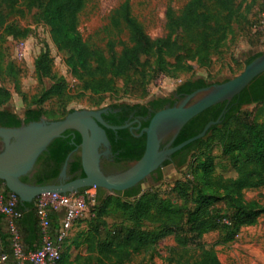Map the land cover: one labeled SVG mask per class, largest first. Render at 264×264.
Returning <instances> with one entry per match:
<instances>
[{
    "label": "trees",
    "instance_id": "obj_1",
    "mask_svg": "<svg viewBox=\"0 0 264 264\" xmlns=\"http://www.w3.org/2000/svg\"><path fill=\"white\" fill-rule=\"evenodd\" d=\"M86 1L0 0V29L4 27L0 39L4 38L5 32L16 33L15 37H27V33L8 24L7 19L13 14L24 15L25 9L36 10L38 17L50 21L59 37L60 50L67 56V65L83 83V90L101 97L114 90V79L129 78L138 73L144 60L154 54L155 47L159 52L160 69H163L165 55L175 56L188 42L197 46L200 60L207 61L213 44L225 35L236 15L235 0H190L179 13L172 9L168 11L167 37L152 39L142 23L132 15L129 4L125 3L111 17V23L116 29L128 32V43L120 41L122 49L118 54L115 41L108 43L106 52L83 40L78 26ZM258 56L252 57L247 63ZM37 72L39 77L50 73L44 63L37 68ZM2 73L0 64V126L19 128L23 123L40 121L44 114V99L28 106L23 117L3 108L11 100L12 94L1 83ZM208 86L210 84L205 79L198 78L184 82L176 91L186 96ZM124 92L144 97L148 94L146 86L137 79H129ZM167 101V98L157 97L151 105L161 110ZM250 105H264V73L255 78L229 104H217L193 118L182 128L173 143L174 147L198 135L209 122L218 120L225 111L220 123L213 125L206 135L214 131L220 133L224 143L222 168L236 169L237 177L217 176L213 182V192L206 191L205 184L201 181L195 182L196 187L191 188L178 182L169 192L174 198L163 197L154 191L136 202H130L129 199L140 195L141 186L114 192L112 196H107L106 190L97 188L96 203L91 202L95 208L94 216L88 228L73 242L76 248L85 247L84 254L70 259L69 251L62 252L57 264H130L135 256L151 251L164 233L174 235L175 245L169 254L176 264H224L214 246L206 240V235L224 232V240L232 241L242 227L255 225L264 214V205L255 200L244 205L234 197L241 195L246 189L264 187V131L256 121L255 109L249 111L244 108ZM111 107L123 111L125 107L141 108L143 113L147 112L144 104H116ZM103 119L109 125L122 126L126 116L123 112H110L103 115ZM148 124L149 121L143 126ZM105 130L116 169H123L120 162H133L142 157L146 146L145 134L137 138L128 128ZM200 141L201 139L172 155L175 168H183L187 164L189 154L197 149ZM80 143L81 136L78 132L66 131L39 157L33 170L35 172L23 176L21 180L35 185L60 184L59 176L69 156L66 182L84 177L79 151H75ZM107 163L103 158L101 167ZM170 163L171 161H166L164 165ZM211 169L210 166L204 178H208ZM153 175L155 182L163 179L161 168ZM192 188L196 189V193ZM9 192L0 181V195H7ZM39 200L40 197L31 203H22L18 199L15 210L19 215L16 217L0 213V264H37L29 258L31 253L39 251L47 241L53 246L62 245L59 239L61 215L51 203L40 207ZM41 210L46 214V228L43 227ZM107 218L129 221L131 225L111 227ZM146 220H151L156 227L144 230L142 223ZM16 245L19 246V253Z\"/></svg>",
    "mask_w": 264,
    "mask_h": 264
},
{
    "label": "rangeland",
    "instance_id": "obj_2",
    "mask_svg": "<svg viewBox=\"0 0 264 264\" xmlns=\"http://www.w3.org/2000/svg\"><path fill=\"white\" fill-rule=\"evenodd\" d=\"M189 1L87 0L80 14L78 29L84 41L106 52L108 43L115 41L119 54L122 49L120 41L128 43V32L125 29L120 32L111 23V17L117 8L128 3L132 15L142 23L147 34L152 39H158L166 38L168 35V11L172 9L179 13ZM235 9L236 15L230 28L213 44L207 61L200 60L197 46L188 42L175 56L165 55L163 69H160L159 52L155 47L154 54L144 60L138 73L129 78L114 79V90L102 97L83 90V83L67 65V56L60 50L59 37L49 20L38 17L36 10L25 9L24 15L13 14L8 17L7 23L27 33L28 36L15 37L16 33L5 32L4 38L0 39V64L3 72L1 83L12 94L11 100L3 105V108L23 117L28 106L44 99L43 117L53 121L62 119L75 110H98L116 104H146L157 97H170L188 80L203 78L210 85L223 83L239 75L249 59L264 54V0H235ZM3 32L4 27L0 29V35ZM43 63L48 66L50 73L48 76L39 77L37 68ZM129 79L141 81L146 86L148 94L144 97L125 93L124 88ZM202 95L200 94L198 98ZM244 108L249 111L255 109L256 121L264 131V105L257 107L250 105ZM223 147L220 133L216 131L209 133L201 139L197 149L189 154L187 164L183 168L165 167L160 182H155L154 179L147 181L146 188L142 189L140 195L129 201L136 202L154 191L163 197L174 198L169 192L178 182L191 188L196 187L195 182L201 181L205 184L206 191L213 192V182L217 176L237 177L236 169L222 168ZM210 166L212 169L206 179L204 175ZM191 190L196 193V189ZM106 192L107 196L114 195L113 192ZM71 194L85 208L84 214L75 221L63 246V252L73 248L76 257L84 254L85 247L76 248L73 242L88 228L94 216L95 208L89 198L92 195L96 196L97 188H87ZM234 197L237 202L244 205L253 200L264 205V187L246 189L241 195ZM51 200V194H45L40 197L39 203L42 201L46 204ZM107 222L111 227L131 225L129 221L111 218H107ZM142 227L148 231L153 230L156 225L151 220H146ZM224 238V232L206 235V240L214 246L220 261L224 264H264V214L258 218L255 225L242 227L232 241H225ZM174 245L173 233H164L151 251L135 256L130 264H176L170 259L169 254Z\"/></svg>",
    "mask_w": 264,
    "mask_h": 264
},
{
    "label": "water",
    "instance_id": "obj_3",
    "mask_svg": "<svg viewBox=\"0 0 264 264\" xmlns=\"http://www.w3.org/2000/svg\"><path fill=\"white\" fill-rule=\"evenodd\" d=\"M263 73L264 54L246 64L245 69L236 77L198 89L186 95L179 104L156 112L142 131V135H146V146L142 157L122 172L106 173L101 168V157L111 152L105 129L115 131L126 128V126L107 124L102 117L105 109L75 110L64 118L53 121L42 117L37 122L23 123L19 128L0 126V181L22 203H31L45 194L77 193L92 187L113 193L124 192L138 184L145 189L148 179L170 159L173 153L204 138L213 125L220 123L225 111L218 120L209 122L201 133L171 147L186 124L212 106L224 102L229 104ZM200 94L203 95L198 98ZM68 130H74L81 136V143L75 151H79L85 176L50 185L23 182L21 178L34 170L39 157L48 146ZM167 136H172L171 143L167 148L162 149V141ZM101 146L106 148L103 153L99 151ZM69 157L60 173V178L64 181L67 179Z\"/></svg>",
    "mask_w": 264,
    "mask_h": 264
},
{
    "label": "built area",
    "instance_id": "obj_4",
    "mask_svg": "<svg viewBox=\"0 0 264 264\" xmlns=\"http://www.w3.org/2000/svg\"><path fill=\"white\" fill-rule=\"evenodd\" d=\"M52 200L51 205L61 215V229L59 239L61 244L65 241L72 231L75 221L80 219L85 212L83 204L75 199L72 194H51ZM18 197L14 193H7V195H0V213H4L11 217H16L19 213L15 210L18 202ZM89 200L92 203H96V196L92 195ZM45 203L40 202L39 205L42 207ZM63 214V216H62ZM43 227L46 228L48 223L46 221V214L41 210ZM18 236L15 232V239ZM17 252L19 253V246L16 245ZM62 245L53 246L49 241L37 252L31 253L29 258L37 264H57L62 257Z\"/></svg>",
    "mask_w": 264,
    "mask_h": 264
},
{
    "label": "flooded vegetation",
    "instance_id": "obj_5",
    "mask_svg": "<svg viewBox=\"0 0 264 264\" xmlns=\"http://www.w3.org/2000/svg\"><path fill=\"white\" fill-rule=\"evenodd\" d=\"M184 97H185V95L180 94L177 91H175L170 97H162V98H167L168 99V101L164 104V108L163 109H165L167 107H172L174 105L179 104ZM152 101H153V99L149 100L146 104H144V105L147 106V112L146 113H143L141 108L128 109L127 107H125L126 109L123 111L120 108L119 109H113L111 106H108V107L102 108V109H105V112L102 114V117H103V115H108L110 112L115 113V114L123 112V114L126 116V120L124 121L125 124L122 125V126H126V128H124V129L128 128L133 136L139 138V137L143 136L142 135V131H143L144 128L147 127V126L144 127L143 124L148 122V121L150 122V120L154 116V114L156 112L160 111V110H158L157 107L151 105ZM125 105H128V104H125ZM115 131H117V130H115ZM171 140H172V136H167L166 138H164L163 141H162V149L167 148L168 145L171 143ZM171 147H173V144L171 145ZM99 151L101 153H103L104 151H106V148L101 146L99 148ZM110 151L111 152L109 153V155L101 157V162H100V163H102L103 158H105L107 160V162H108L107 165H104V166L101 167L102 170L104 172H106V173H116V172L125 171V170H127L130 167L131 163L135 162V161L128 162V163L120 162V165L123 167V169H121V168L120 169H116V166H115V164L113 162L114 161V156H113L111 148H110ZM172 155H171L170 159L167 160V161H171V163L168 164V165H164L163 164V166L160 167L162 171L167 166H173V167L175 166V162L172 159ZM34 172L35 171H32V173H34ZM153 177H154V175L152 174L151 178L148 179V181L154 179ZM66 180L64 181V180H61V178H60V183L66 182ZM138 186H141V184H138V185H136V186H134L132 188H135V187H138ZM132 188H130V189H132ZM130 189H128V190H130Z\"/></svg>",
    "mask_w": 264,
    "mask_h": 264
},
{
    "label": "crops",
    "instance_id": "obj_6",
    "mask_svg": "<svg viewBox=\"0 0 264 264\" xmlns=\"http://www.w3.org/2000/svg\"><path fill=\"white\" fill-rule=\"evenodd\" d=\"M66 243V241H63V243H62V249H63V246H64V244ZM67 243H68V241H67ZM69 252H70V259H73V258H75V255L76 254H73V251H74V249L73 248H70V250H68ZM73 255V256H72ZM73 257V258H72Z\"/></svg>",
    "mask_w": 264,
    "mask_h": 264
}]
</instances>
